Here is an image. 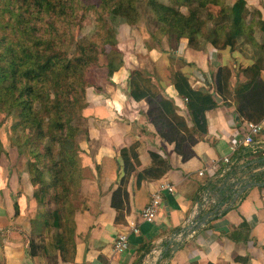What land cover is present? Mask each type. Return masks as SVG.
Here are the masks:
<instances>
[{"label": "crops", "instance_id": "obj_1", "mask_svg": "<svg viewBox=\"0 0 264 264\" xmlns=\"http://www.w3.org/2000/svg\"><path fill=\"white\" fill-rule=\"evenodd\" d=\"M244 1L253 20L264 22V0ZM122 32L128 31L122 28ZM152 39L146 34L135 47L134 42L122 45L123 67L86 90V106L81 112L85 131L78 140L84 176L78 191L80 205L73 217L72 255L64 259L56 253L53 258L42 249L29 255L38 206L28 176L13 175L9 169L12 173L7 178L4 168L0 176L4 177L0 180V264H264V176L259 177L264 172V164H260L264 161V129L253 144L235 146L245 132V113L240 114L228 99L223 103L217 97L216 107L204 114L206 134H193L197 140L194 155L183 162L174 144L162 140L151 118L144 116L147 104L128 95L132 67L141 71L144 64L140 73H149L151 79L164 77V94L177 107L176 72L180 70L192 90L212 91L213 73L229 67L228 59L233 56L229 49L216 50L209 43L195 50L186 39L174 47L168 39L157 40L153 47ZM125 40L130 42L128 37ZM260 79L264 81V70ZM259 105L264 114V95ZM187 128L192 129L189 123ZM134 143H138L140 165L126 178L120 151ZM151 152L168 160L171 169L158 180L138 184L137 175L151 164ZM223 158L229 162L224 164ZM164 183L172 184L175 192L162 193L152 224L142 222L141 210ZM226 188L230 198L224 197L222 189ZM192 212L197 213L193 235L185 226ZM130 223L139 233L129 236L126 251L113 252L114 241L128 232ZM33 241L39 244V239ZM141 255L142 261L137 263Z\"/></svg>", "mask_w": 264, "mask_h": 264}, {"label": "trees", "instance_id": "obj_2", "mask_svg": "<svg viewBox=\"0 0 264 264\" xmlns=\"http://www.w3.org/2000/svg\"><path fill=\"white\" fill-rule=\"evenodd\" d=\"M79 2L0 0L1 111H14L18 120L17 129L29 139L26 172L36 205L39 209L49 204L55 206L53 210H45L41 214V226L36 227L40 216L32 222L34 236L29 242L30 256L35 249H42L43 254L53 258H56V253L64 259L73 253L76 209L72 199L83 180L77 142L81 129L77 120L83 119L81 112L86 106V90L95 85L90 69L98 65L99 57L106 56V78L124 65L115 39L116 28L120 26L114 25L117 19L121 25L134 27L140 20V6H146L157 29L168 39L174 37L177 43L186 39L188 46L197 50L202 38L204 45L209 43L216 50L229 49L233 52L237 41L243 39L264 53V22L253 20L244 0H235L229 8L221 6L224 4L222 0H171V6L157 0H101L103 17L97 19L96 32L85 42L77 43L75 52L71 54L69 46L82 28L78 20L72 18L80 9ZM193 2L197 8L191 9ZM212 5L218 6V14L213 15ZM181 7L187 8L186 15L179 10ZM200 9L206 11L210 21L219 16L229 19V26L220 22L204 35L205 23L198 15ZM257 29L263 35L261 43L255 38ZM107 46L109 52H106ZM262 70L256 63L244 68L242 73L249 81L236 89V106L240 114L245 113L243 118L246 122L257 123L264 117L259 105L264 95V81L260 79ZM216 72L214 89L205 92L192 90L181 72L174 75L173 86L177 95L186 99L185 108L193 124L191 130L177 113L172 100L151 93L141 84L140 72H133L130 76L129 97L136 102L144 101L149 117L155 112L151 121L157 134L166 143L174 144V151L183 162L194 155L192 147L197 140H194L193 134H206L204 114L216 107L215 98L220 97L223 103H227L230 72L227 67L218 68ZM137 148L138 143H134L120 151L126 178L134 167L140 165ZM2 154L0 149V156ZM149 155L151 164L137 175L138 184L142 180H158L171 169L165 158L153 152ZM259 156L262 158V153ZM260 174L259 177L264 176V172ZM222 192L224 197L230 198L229 188L222 189ZM45 226L56 230L48 244L36 234ZM35 238L41 239L38 245L33 243ZM142 257L137 259V263H141Z\"/></svg>", "mask_w": 264, "mask_h": 264}, {"label": "rangeland", "instance_id": "obj_3", "mask_svg": "<svg viewBox=\"0 0 264 264\" xmlns=\"http://www.w3.org/2000/svg\"><path fill=\"white\" fill-rule=\"evenodd\" d=\"M159 3L162 4H167L170 5L171 4V0H157ZM224 2V4H222L221 6H225L227 8H229L232 3H234L233 0H222ZM195 2H193L192 6L190 7L191 9L193 8H197V4H194ZM164 4V5H165ZM79 7L80 9L76 12V14L72 17L76 20H78V22L80 23V26L82 27L81 30L78 32V34L75 35V38L72 39L71 45L69 46V51L71 54H73L75 52V47L77 43L80 42H85L88 38H91L94 33L97 30L98 27V21L97 19H100L103 17V15L101 14L102 10H101V0H80L79 2ZM176 7V6H174ZM218 6L212 5L211 6V12L214 13L213 15H215L216 12V8ZM183 14H187V8L185 7H181L179 9ZM215 11V12H214ZM139 12H140V20L139 22L134 26H122L121 22H119V19H117L118 21H116L114 23L115 26L119 25L116 28V33H115V37H117L121 42L116 41L117 43V48L118 50L122 49L123 46L130 44L131 42L133 43V47H135L142 38H145L146 34L147 35H155V37L153 36L152 41L150 42L151 46L155 47V45L157 44L156 41L157 40H165L168 39V37L164 34H162L159 29H157L156 27V23L154 22L152 16H151V12L149 10L148 7H143L140 6L139 8ZM218 14V13H217ZM198 15L201 17V19L204 21L205 25L204 28L202 30V33L205 35L211 28H213V25L215 24H226V26H229L230 21L227 18H221L220 16L218 17V19L215 20H209L207 18V13L204 9H200V11L198 10ZM249 20V19H248ZM255 25V24H254ZM257 27V26H256ZM122 28H125L128 32L123 33L122 32ZM119 29V31H118ZM1 31V30H0ZM258 34L255 35L256 40L261 43L262 37L263 35L259 32V30L257 29ZM128 37V41H130L129 43H126L127 40H125ZM117 38H115L117 40ZM69 40H71V37L69 38ZM147 40H150L147 38ZM170 41V44L172 47L175 46L176 41L174 40V37H170V39H168ZM198 42V41H197ZM123 45V46H122ZM204 47V43L202 38L199 40V43L197 45V49L203 48ZM133 50L135 51V49L133 48ZM233 52H231L233 57H230V59H228V65L229 67H227L228 71L230 72V77L228 80V90H227V96H228V100L230 101V103L232 105H235V108H237L236 106V102H235V95L237 92V88L238 86H242L243 84H246L249 79L246 78L245 75H243L242 70L245 68V65H249L250 63H256L259 64L262 69L264 70V53L261 52L258 48L253 47L251 44L245 43V41L239 40L237 41V43L235 44V48H233ZM121 51V50H120ZM106 52H109V47H106ZM121 53V52H120ZM128 54V53H127ZM122 57L123 54L121 53ZM107 62L106 56L102 55L99 57V61H98V65L95 67H92L90 70V77L91 80L93 79V84L96 83V81L98 80V82L103 79L104 76H106L105 73V69L104 66ZM180 62H177V65ZM173 67L174 62L170 63ZM237 64H239V68L236 69ZM232 65H235V67H232ZM139 66V64L137 65V67ZM178 67V66H177ZM247 67V66H246ZM143 69L141 70L142 72L144 71L145 65L143 64ZM174 69V68H173ZM176 69V68H175ZM184 70H186L185 68H183ZM138 69H135L134 67H132V72L130 73L129 77H128V85H129V80H130V76L133 72H141ZM155 71V70H154ZM180 71V70H179ZM214 72V69H213ZM156 73V72H154ZM216 73H213V78L211 79L213 86H215V80H216ZM158 74V73H156ZM153 76L149 75V73H143L141 74V84L144 85L145 87L148 88V90L151 93H155L156 96H162L163 98H165V100H172V98L170 99L166 94H164V90L162 88L161 85V81L164 80V77L161 76H157L155 75V79H151ZM140 81V79H137ZM205 92V90H203ZM215 100H217V97L215 98ZM173 101V100H172ZM174 102V101H173ZM176 102L178 104V106L176 107L178 110V114L182 115L184 120L187 121V125L188 123L191 125V128H193V124L191 123V119L190 116L186 110V108H183V106H185V101H182L179 97H176ZM176 106V105H175ZM148 108V106H147ZM1 105H0V149L3 151V154L0 156V176L1 174L4 175V168H6L8 170V175L7 178L9 177V175L12 173L13 171V175L15 174V172H19V176L20 175H24L27 174L26 172V162L28 157V144H29V139L28 137H23L21 135V133L19 132V130L17 129V125H18V120L16 119V117L14 116V111L10 112L8 111V113H5L3 111H1ZM238 110V109H236ZM157 112V116H158V109L155 110ZM148 112V109H147ZM144 114V116L149 117L148 114ZM155 115V112L152 113L151 118ZM82 116V115H81ZM77 126L81 129L80 132L77 134V142L79 140V137L84 134V127H85V122L84 119L77 120ZM156 134V128L153 126ZM158 135V134H157ZM159 136V135H158ZM189 138V137H187ZM194 138V136H193ZM190 139V138H189ZM194 140H196V138H194ZM189 143H191V140H188ZM3 167V168H2ZM12 169L11 173L9 172ZM22 173V174H20ZM84 176V173H83ZM4 178L1 177L0 180ZM20 178V177H19ZM79 191V190H78ZM72 205L73 207L76 209L79 205H80V200L78 199V192L77 194L74 196V198L72 199ZM47 207H42L39 209L38 208V213L36 215V218H38L39 216L41 217L40 221L38 223H36V227L38 228V226H41L43 223V217L41 216V214L45 211V210H53L55 208V206L53 204H49V205H45ZM46 227V226H45ZM41 228L40 231L36 232V234L38 233V237H42L41 239L44 240L45 244H48V242H50L49 240H51L52 236H55L56 234V230L52 229L50 227H46V228ZM31 237L34 236L33 233L30 234ZM41 239H39V242H41ZM48 240V241H46ZM38 242V241H37Z\"/></svg>", "mask_w": 264, "mask_h": 264}, {"label": "built area", "instance_id": "obj_4", "mask_svg": "<svg viewBox=\"0 0 264 264\" xmlns=\"http://www.w3.org/2000/svg\"><path fill=\"white\" fill-rule=\"evenodd\" d=\"M186 102V99L183 100ZM244 129L245 132L243 133L241 139L237 141L235 146L239 145H245L249 146L254 143L255 138L260 136L261 131L264 129V117L257 123L253 122H245L244 123ZM223 163L227 164L229 162L228 158H223ZM211 168H214V164L212 165ZM199 176L202 175V172L198 173ZM165 192L167 194H172L175 192V188L172 184L170 183H164L161 184L159 187V190L152 194L150 201L148 204L141 210L140 212V218L142 222L150 223L152 224L154 220L156 219L158 210L161 206L162 203V193ZM195 212H192L191 215L186 219L185 226L190 227V232H192L196 226L192 225H197V222H195V217H196ZM129 230L128 232L119 234L116 238V240L113 243V252L115 253H122L127 250L129 242V236L130 235H136L138 234V229L135 224L130 223L128 225ZM195 232H192L191 234L193 235Z\"/></svg>", "mask_w": 264, "mask_h": 264}]
</instances>
